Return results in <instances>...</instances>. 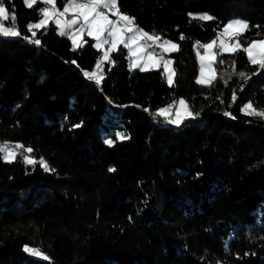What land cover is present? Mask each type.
<instances>
[{"label": "trees", "instance_id": "obj_1", "mask_svg": "<svg viewBox=\"0 0 264 264\" xmlns=\"http://www.w3.org/2000/svg\"><path fill=\"white\" fill-rule=\"evenodd\" d=\"M4 3L3 26L15 14L22 36L0 35V143L31 147L55 172L24 164V149L0 159V264H264V119L241 111L264 110V69L223 53L212 85H200L194 47L234 16L250 25L243 46L264 36V0H118L138 26L179 45L168 53L171 87L162 66L130 69L123 45L96 85L82 71L101 55L92 38L72 51L49 22L35 45L23 36L43 3ZM180 96L200 115L179 126L155 115ZM116 132L129 139L105 144Z\"/></svg>", "mask_w": 264, "mask_h": 264}, {"label": "snow or ice", "instance_id": "obj_2", "mask_svg": "<svg viewBox=\"0 0 264 264\" xmlns=\"http://www.w3.org/2000/svg\"><path fill=\"white\" fill-rule=\"evenodd\" d=\"M35 3H43L45 7L40 8L39 12L42 18L38 23H28L26 28L31 33V37L23 36L35 45H40L41 40L36 38V29L45 28L49 21H52L61 36H67L72 44V51L84 47L88 41L84 36H88L95 41L93 45L96 49L103 50V55L96 61L93 71H83V75L89 81H94L96 85H100L104 79L102 66L105 61L114 64L110 54L118 50L119 45H123L128 50V59L130 61V69H139L141 72H147L158 69L163 64V76L166 77L169 86L174 83L176 75L171 59H165L164 53H172L179 51V45L168 39H162L158 34H149L136 24L135 17L122 13L118 0H66L63 10H59L56 6V0H25L28 8H32ZM14 13V9H13ZM70 14V18L69 17ZM111 14V15H110ZM114 16L115 19L111 17ZM200 20H212V16L202 14L197 17ZM9 19V10L6 8L4 0H0V21ZM12 24H16V16H11ZM250 25L247 21L235 19L224 25L222 31L217 32L216 37L209 43L201 44L196 42L194 47H197V57L200 63L199 76L196 78V83L205 86H211L216 79V70L213 65L217 61L224 63L218 57L223 53H238L242 51L247 55V60L252 65H258L259 69H264V39L254 38L251 42H247L244 47L240 38L247 32ZM0 35L5 37H20L22 33L16 27H4L0 24ZM181 39L184 36L181 35ZM162 41V42H161ZM150 42V43H149ZM107 46V47H105ZM156 48L160 52L155 51ZM199 48H203L201 55ZM75 64V61H72ZM235 67V61L232 62ZM241 79L247 81L250 77L245 72H239ZM232 101H236V94L233 93ZM126 107V105H119ZM137 107H139L137 105ZM173 108L175 113L173 115ZM148 111V109H145ZM241 111L247 116H259L264 119V110H257L252 102H247L241 107ZM155 115L164 117L169 124L181 125L189 119H194L200 113L193 112L186 101L181 98L177 102L160 108ZM224 115H231L225 112ZM77 124L73 127H80ZM129 137L122 133L116 134V140L123 141ZM104 143L113 146L115 143L112 139H105ZM20 149H24L22 154V162L33 167L39 165L45 172H55V169L50 168L49 164L43 157L38 160L30 154L33 152L31 147H25L20 143L10 144L9 142L0 143V159L7 163L15 162ZM115 171V169H109ZM26 253L34 257H41L48 260L49 257L43 254L40 249L24 246Z\"/></svg>", "mask_w": 264, "mask_h": 264}, {"label": "rangeland", "instance_id": "obj_3", "mask_svg": "<svg viewBox=\"0 0 264 264\" xmlns=\"http://www.w3.org/2000/svg\"><path fill=\"white\" fill-rule=\"evenodd\" d=\"M24 1H25V0H24ZM56 6H57V5H56ZM63 6H64V4H63L61 7H58V6H57V8H58L59 10H63ZM42 7H45V5L43 4V5L41 6V8H42ZM121 12H122V11H121ZM122 13H125V12H122ZM125 14H127V13H125ZM190 14H191V15H195V16H200V15H202V14H208V15H209V13H208L207 11H205V10L191 11ZM110 15H111V14H110ZM128 15H129V14H128ZM41 18H42V15L40 14L39 17H38L37 19L30 20L29 23H30V22H31V23H38V22H39V19H41ZM68 18H70V14H69V17H68ZM111 18H112V19H115L114 16H112ZM235 19H240V20L246 21V19L241 18V17H239V16L230 17V18H228V20H226V21L222 24V26H221V28L218 30V32H219V31H222L224 25H226L228 22H230V21H232V20H235ZM49 22H52V21H49ZM0 24L3 25V21H0ZM54 25H55V24H54ZM55 28H56V30L58 31L56 25H55ZM142 29H143V28H142ZM143 30L146 31V32L148 31V30H146V29H143ZM215 37H216V36H215ZM215 37H214V38H215ZM214 38H212V39H210V40L202 41L201 43H202V44H203V43H209V42H210L211 40H213ZM256 38L264 39V36L256 37ZM162 39H168V40H171L172 42H174V43L177 44V42H176L175 40H173V39L166 38V37H162ZM252 39H254V38H252ZM252 39H251V40H252ZM251 40H250L249 42H251ZM161 42H162V41H161ZM93 44H95V41H94V40H93ZM246 46H247V44L244 45V47H246ZM105 47H107V46H105ZM199 51H200V53H201V55H202L204 50H202V48H201V50H199ZM159 52H160V49H159ZM159 52H157V53H159ZM102 55H103V50H101V55L98 57V59H99ZM164 56H165V59H171V60H172L171 56H170L168 53H164ZM196 56H197V49H196ZM98 59H97V60H98ZM97 60H96V61H97ZM197 60H198V66H199V69H200V63H199V59H198V57H197ZM95 64H96V62H95ZM129 64H130V61H129ZM161 66H162V68H163V64H161ZM213 67H214V65H213ZM94 69H95V66H94L93 70H94ZM199 69H198V74H197L196 78H197V77L199 76V74H200ZM93 70H92V71H93ZM163 71H164V68H163ZM165 79H166V77H165ZM166 81H167V79H166ZM181 98H183V99L186 101V99H185L183 96L178 97V98L175 100V102H177V106H178V101H179V99H181ZM173 103H174V102H172V103H168V104H164V105H161V106H159V107L156 109V111H157L158 109H160V108L167 107L168 105L173 104ZM186 103H187V101H186ZM174 113H175V108H173V115H174ZM161 118H162L165 122H167V121L165 120L164 117H161ZM116 134H117V132L114 133V134L108 135V136L106 137V139L116 140ZM13 145H14V144H13ZM26 245H28V246H30V247L38 248V247H36V246H32V245H29V244H26ZM38 249H40V248H38ZM40 251H41L43 254L46 255V253H45L44 250L40 249ZM40 258H41V257H40Z\"/></svg>", "mask_w": 264, "mask_h": 264}, {"label": "crops", "instance_id": "obj_4", "mask_svg": "<svg viewBox=\"0 0 264 264\" xmlns=\"http://www.w3.org/2000/svg\"><path fill=\"white\" fill-rule=\"evenodd\" d=\"M140 27V26H139ZM141 28V27H140ZM149 34H156L155 32H153V31H147ZM158 34V33H157ZM159 35V34H158Z\"/></svg>", "mask_w": 264, "mask_h": 264}, {"label": "bare ground", "instance_id": "obj_5", "mask_svg": "<svg viewBox=\"0 0 264 264\" xmlns=\"http://www.w3.org/2000/svg\"><path fill=\"white\" fill-rule=\"evenodd\" d=\"M197 47H198V46H197ZM197 47H196V49H197ZM199 50H201V48H199ZM202 50H203V49H202ZM155 51H156V52H159V48H156Z\"/></svg>", "mask_w": 264, "mask_h": 264}, {"label": "built area", "instance_id": "obj_6", "mask_svg": "<svg viewBox=\"0 0 264 264\" xmlns=\"http://www.w3.org/2000/svg\"><path fill=\"white\" fill-rule=\"evenodd\" d=\"M11 27H15V24H12V22H11ZM150 43V42H149ZM203 49V48H202Z\"/></svg>", "mask_w": 264, "mask_h": 264}]
</instances>
